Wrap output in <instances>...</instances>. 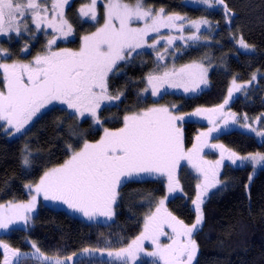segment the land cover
<instances>
[{"label": "trees", "instance_id": "16d2710c", "mask_svg": "<svg viewBox=\"0 0 264 264\" xmlns=\"http://www.w3.org/2000/svg\"><path fill=\"white\" fill-rule=\"evenodd\" d=\"M146 1L168 13L213 22V43L190 48L180 58L182 63H214L209 75L210 87L196 96L168 93L155 101L145 94L146 75L156 67L154 57L150 53L137 54L122 63L114 71L115 75L108 77L110 93L119 94L121 98L100 110L103 125L117 130L123 127L127 115L175 105V114L183 117L176 121V126L186 130L184 142L188 147L193 146L197 136H201V129L207 133L213 127V121L224 123V115L209 110L218 109L225 99H229L231 82L236 78L238 82H250V90L245 95L242 90L238 91L224 105L222 112L234 114L235 123L229 130L213 131L211 139L216 136L218 142L212 145L226 147L239 156L264 153V139L251 131V128L264 131V0H224L223 5L211 0L217 9L187 6L183 0ZM225 6L229 10L227 13ZM240 35L253 46V53L237 51L234 38ZM1 70L0 75L4 78V70ZM253 76L257 78L253 79ZM197 109L201 113L193 115ZM245 124L248 127H244ZM216 128L220 129V125ZM100 137L101 129L95 128L90 119L79 120L61 108L42 113L23 135L14 140L9 139L0 126V205L29 199L30 188L46 171L64 164L71 152L81 149L84 142H95ZM214 153L212 158H216ZM25 155L30 160L27 166L22 163ZM208 155H211V147ZM183 162L181 160L177 167ZM253 169L250 165L232 166L231 163L223 167L222 185L202 206L203 219L194 234L197 256L192 264H264V168L250 179ZM178 174L182 176L181 170ZM191 186L188 197L192 200L194 195L195 201L196 189ZM165 195L166 186L161 178L122 182L112 205L115 207L112 221L102 223L98 219L89 220L63 201L45 200L41 193L38 205L32 210L31 223L17 228L14 222L8 229H0V264H4L5 245L9 264H15L12 250L22 254L23 264H45L41 255L65 260L71 256L72 260L67 264H77L78 260L83 264H110L106 251L101 255L83 250L127 247L143 232L147 217L156 212L160 206L158 200ZM184 199L177 192L163 207L191 226L197 215L195 204ZM164 231L172 233L167 225ZM160 241L165 242L162 238ZM154 247L150 241H144L145 250ZM36 249H39L38 253ZM104 256L108 258L103 259Z\"/></svg>", "mask_w": 264, "mask_h": 264}, {"label": "snow or ice", "instance_id": "6c2138e0", "mask_svg": "<svg viewBox=\"0 0 264 264\" xmlns=\"http://www.w3.org/2000/svg\"><path fill=\"white\" fill-rule=\"evenodd\" d=\"M69 0H52L51 8L57 10V15L63 17V8ZM201 3L210 5L211 0H200ZM223 5L224 0H216ZM97 0H90L89 4L80 8L83 17L92 21L97 19ZM48 11L39 0H0V34L15 31L19 35L21 27L27 31V20L31 19L39 28L45 17L42 13ZM226 13L229 11L225 6ZM160 9L154 13L146 8L144 0H136L134 5L122 2V0H108L104 26L98 28L92 36L84 37V43L79 52L61 50L50 52L45 56H37L33 64H6L0 63V69L4 70V82L6 91L0 90V121L6 122L16 132H20L42 108L59 101L74 110V113L83 117L88 113L99 123L98 109L104 100L119 99L108 94V76L113 72L120 61L132 57L136 49L142 48L147 43L146 37L150 32H159L161 27L178 28L184 31V24L177 25V21H183L184 17L163 14ZM21 21H25L21 25ZM144 21L143 27H132L133 22ZM207 24V20L202 21ZM49 27H54L61 35L71 32V25L61 20L60 24L49 22ZM195 33L200 32V22H191ZM188 39L199 40L196 34ZM184 37H180L183 39ZM164 39V37H161ZM173 41L167 38L168 44ZM55 43V39L49 41V45ZM159 40H155L148 47H155ZM242 49H249V45L240 38L238 41ZM27 50L26 48L24 49ZM0 53L8 55L6 50L0 49ZM158 59H163L157 53ZM192 66H185L178 71H165L162 76L149 75L148 83L152 88V95L160 94V86L168 81L170 77L178 80L195 82L197 74L190 71ZM200 67V66H197ZM206 70L200 67L199 80L204 81ZM255 79V76H253ZM183 87L185 92L194 91L187 83L173 84ZM240 91V86L236 87ZM147 91V89H145ZM228 97H232V89H229ZM225 99L218 109L211 112H222L224 105L229 103ZM197 109L193 115H199ZM232 119L235 121V115ZM247 119V117H245ZM177 120L183 117L173 115L167 107L149 108L139 114L125 116L123 127L116 131L105 130L104 136L96 143L84 142L79 151H73L71 158L57 168L46 171L38 185L36 194H43L45 200H59L81 212L89 220L98 217L111 219L112 205L116 201L117 188L122 182L138 178L141 173L159 174L167 177L169 192L175 191V171L181 159H186L198 170L204 173L203 194L208 188L215 187L220 183L217 179L221 162L211 164L203 161L200 157L202 147H217L209 145L208 138L213 131H220L215 127L210 128L207 133L197 136L200 146L194 144L188 152L183 148L182 130L176 126ZM227 123V120H225ZM244 127H248L247 124ZM256 136L264 139V131L251 128ZM203 137V140L201 139ZM264 146V144H262ZM223 151L221 157L223 158ZM228 159L233 164L237 160L249 161L253 167L264 166V154L256 153L240 157L229 152ZM22 163L27 166L30 163L29 156L25 155ZM178 184V181H175ZM36 203V196L26 205L10 206L7 210L0 205V229L7 228L19 217L24 223L28 222L25 213L31 211ZM201 196L198 195L195 204L197 213L195 223L191 226L185 225L171 213L165 211L161 214L164 200L159 202L156 212L149 215L144 223V230L132 240L127 247L117 250L84 249L85 253L91 251L106 254L110 258V264H138L142 254L154 258L150 264H192L197 252V244L192 239V233L201 224L203 213L201 211ZM171 228L173 236L169 237L170 243L163 244L161 236H167L164 227ZM183 238V239H182ZM144 241H150L154 250L146 251ZM2 243V242H0ZM4 264H9L7 246H4ZM35 247V245H33ZM39 252V249H36ZM22 254L12 250L11 256L15 264H23L20 260ZM27 255V254H23ZM35 255V253L33 254ZM45 264H67L72 260L69 256L65 259L40 256ZM77 264H83L77 261Z\"/></svg>", "mask_w": 264, "mask_h": 264}, {"label": "rangeland", "instance_id": "374dc122", "mask_svg": "<svg viewBox=\"0 0 264 264\" xmlns=\"http://www.w3.org/2000/svg\"><path fill=\"white\" fill-rule=\"evenodd\" d=\"M39 2H41L44 6H46L48 8L47 12L42 13V15L45 17V19L42 23H40L39 28H37L36 24L33 23L31 21V19H28L27 20V27H28L27 31H25L23 26H22L19 35H17V33L15 31L9 32L7 34H0V49H4L8 53V55H5L4 53H0V63H6L9 65H11V64H33V62L37 56H45V55H48L50 52H59L61 50H70L72 52H79L81 50L83 43H84V37L92 36V34L95 33L98 28H101L104 26V22H105L104 17L106 14V7H107L108 0H97V5H96L97 19L95 21H92L91 19H89L87 17H83L80 13V8L86 4H89L90 0H69L68 4H66L63 8V17L58 16L57 10H53L51 8L52 0H39ZM122 2L128 3L130 5H134L136 0H133V1L122 0ZM183 3L187 6H192V7H206L209 9H217V5L213 4L212 2L210 5H206V4L201 3L200 0H183ZM144 5L146 8H150L151 10H153L154 13H158L160 11V9H163L164 10L163 14L165 16L178 14V13H168L164 8L156 7L153 4H149V3H147L146 0H144ZM178 15L181 17H184L183 21H177L176 22L177 25H179L180 23L184 24V31L183 32L179 31L178 28H165V27H161L159 32H150L148 34V36L146 37L147 43L145 44V46L142 48L136 49V52H134L132 54V57L130 58V59H132L135 55L140 54V53H150L153 55L156 67L151 73H148L146 75L145 80H146V85H147V88H146L147 91H145V94L150 95L155 101L160 100L161 97H163L165 94H168V93L177 94V95H184V96H196V95L201 94L202 92H204L205 90H207L210 87L209 75L215 67L214 63L205 64L201 61H195V62H191V63H182V62H180V58L190 48H195V47H198L199 45H209V44L213 43V41H214L213 36L215 34L213 22L208 20V19H205V18L189 19L185 15H182V14H178ZM61 20L67 21V24L71 25V32L69 34H67L66 36L61 35V33L56 31V29L54 27L48 26L49 22H53V23L58 25L61 23ZM203 20H207L208 23L204 24L202 22ZM193 21L200 22L201 27H200L199 33H195V30L191 27V22H193ZM20 23H21V25H23L25 23V21H21ZM143 26H144V21H137V22H133V24H132V27H143ZM194 33L200 37L199 40L188 39V37H190ZM181 36L184 38L180 39ZM161 37H164V39H161ZM168 37L173 38V41L171 44H168V42H167ZM240 38H242L241 35L238 36L236 39L234 38L235 44L237 47V51L240 53H245V54L253 53V51H254L253 46L249 45L244 39L243 40L250 47L247 50L242 49L240 47V45L238 43ZM53 39H55V43L49 45V41L53 40ZM155 40H159V43L156 44L155 47H148L147 46V45L153 44L155 42ZM25 48L27 49L26 51L24 50ZM157 53H159L161 56H163V59H158ZM24 58H26V60H23ZM130 59H127L125 61H120L117 65V67L115 69H113V72L122 63H124ZM185 66H192L190 71L197 74V79L195 80V82L178 80L177 78L170 77L167 82L161 84L160 94L156 95V96L152 95V88H151V85H149V83H148L149 75L162 76L165 71H168V72L178 71L181 68H185ZM197 66H200L206 70V72L204 74V81H206V83L200 82V80H199L200 67H197ZM0 72H2V70ZM111 75H112V73H109V76H111ZM257 76H256V78H257ZM174 83L175 84L187 83L189 87L194 88L195 90L185 92L184 88L182 86L181 87L173 86ZM237 86H240V90H242V95H245L247 93V91L250 90L251 84H250V82H238V80L236 78H233L232 82H231V86H230V89H232V96H234L235 94H238V91L236 90ZM0 90L6 91L4 78L1 75H0ZM108 94L110 96H113V97L117 96V95L110 93L109 89H108ZM120 98H121V95H119V99L104 100L101 103V105L98 109V112H97V115H98L99 121H100L99 123H97L95 118H93L88 113H85V115L83 117H80L74 113V110L68 109L65 104H63L59 101H53L52 104H49L45 108H42L40 110V112L37 113L36 116H34L32 118V120L28 124H26L20 132H16L13 127L8 126L6 124V122H3V121H0V126L3 129V132H5L7 134V137L11 140H14L17 137H19L21 134L23 135V133L26 132L30 128L32 123H34L35 120L37 119V117L40 116L42 113H44L50 109H53V108H61V109L66 110L68 113L75 115L76 118H78L79 120H82L84 118L90 119L92 121L93 125L95 126V128L101 129V137L99 138V140H100L104 136L105 130L116 131V130L109 129L103 125L102 120L100 118V110L104 107H107L109 105H113L114 103H117L120 100ZM160 105H162V104H160ZM161 107H167L173 115L177 116V114H175V112H174L175 109L177 108V106L173 105V108H169L170 106L168 107V105L161 106ZM131 115H134V114H130L127 116H131ZM232 116H233V114H231L229 111L226 112L224 115V118L223 117L222 118L227 120V123H225V121L222 124L216 123L215 127H219V125H220V130L221 129L222 130L223 129H228V130L231 129L235 123V121L232 119ZM215 122L216 121H214V123ZM211 124H213V122ZM179 128L181 130H183L182 127H179ZM211 128H213V127H211ZM184 130L182 131L183 148H184L185 152H188L189 150L192 149L193 146L188 147L185 144L184 139L186 140V135L184 133ZM204 132H205L204 129H201L200 134H202ZM201 139L203 140V138H201ZM99 140H97L95 142H88V143H96ZM209 140H211V142L208 143ZM215 141H217L216 136H214L212 139L210 136L207 140V143L209 145H212V143H214ZM194 144H197L198 147L200 146V142H198V141L194 142ZM213 148L214 147H211V155H208L210 147H202L201 152H200V157L203 161H208L211 164H215L216 161L221 162L219 170H218V175H217V179L220 181V183L216 184L215 187L208 188L206 194H203L202 187H198V185H203V183H204V173L202 171L198 170L196 167H194L193 164L186 159H181L182 161H185V162L179 164V166L176 168L175 181H178V184H176L174 181L175 191H173L171 193L168 190L167 177L164 175L153 176L152 174L150 175V174H146V173H141L138 178H134V179L142 180V179H145L148 177H154V178H158V179L161 178L163 180L165 186H166V195L164 197L160 198L158 201L160 202L161 200H164V203H166V201L169 199L170 196H173L177 192L181 193V196L185 198L184 199L185 201H189L190 203H193V199L195 198V196L193 195L191 197L192 198V200H191L188 197L189 192H187L188 190H191V188H192L191 185H193L194 189H196V194H195L196 197L198 195H200L201 200L203 201V203H201V205H200L201 210H202V206H203L204 202L211 196V194L214 191L218 190L220 188V186L222 185L223 181H222L221 175H222L223 167L225 166L226 163H231L232 166H234V165L235 166H239V165H250V166H252V164L249 161H243L242 162L240 160H237L236 163L233 164L231 162V160L228 159V153L229 152L235 153V152L227 149L226 147H216L214 149ZM79 150H75V151H79ZM222 151L224 153L223 158L221 157ZM212 152H215L214 154H215L216 158H212V156H213ZM72 153H73V151L71 152V155H72ZM262 154H264V153H262ZM71 155L69 156V158L67 160H69L71 158ZM236 155L239 156L238 154H236ZM247 156H249V155H247ZM240 157H245V156H240ZM55 168H57V167H55ZM253 168H254L253 173L250 176V179H252L254 177V175L256 173H258V171L261 168H264V166L256 165ZM178 170H181L182 176H180L178 174ZM41 178L35 184H33L32 187L30 188L32 194L29 197V199H27L26 201H22V202L10 203V204L3 205V209L7 210L10 206H14V205H26L32 200L33 196H36V203L34 206V208H35L39 203L38 200H39L40 195H41V194H39V195L36 194L35 188H36V185L39 184ZM163 206H164V204H163ZM163 206L162 207L159 206V207H161V214H163L165 212V210H164L165 208ZM32 210L25 213V215L28 217L27 224L31 223L32 218L34 217V215H32ZM112 212L114 215L115 214V207H112ZM113 215H112L111 219H107L105 217H98L97 219L99 221H101L102 223H108V222L112 221ZM14 222H13L14 223L13 225H15V227H17V228H21V227L26 225V223H24L23 220L20 219L19 217L14 218ZM199 226L200 225H198L197 227H199ZM3 229H6V228H3ZM196 230H197V228L192 233V239H194V234H195ZM165 232L168 235L167 236H161V238L165 240V242H163V244L170 243L169 237L174 235L173 233H171L169 231H165ZM152 250H154V248L146 249V251H152ZM196 256H197V254H196ZM196 256L194 258H196ZM105 257L106 256H104L103 259H105ZM106 258H108V257H106ZM108 259L110 260V258H108ZM153 259L154 258L147 257V256H144L142 254L141 261L138 262V264H140L141 262H147V261L149 262V261H152ZM193 261H194V259H193Z\"/></svg>", "mask_w": 264, "mask_h": 264}]
</instances>
